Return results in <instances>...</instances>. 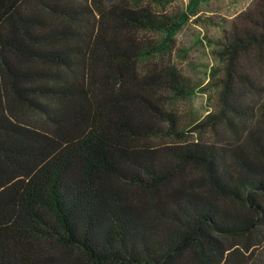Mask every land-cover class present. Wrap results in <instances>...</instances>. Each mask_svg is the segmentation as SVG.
Here are the masks:
<instances>
[{
	"label": "trees",
	"instance_id": "trees-1",
	"mask_svg": "<svg viewBox=\"0 0 264 264\" xmlns=\"http://www.w3.org/2000/svg\"><path fill=\"white\" fill-rule=\"evenodd\" d=\"M139 1L0 0V264H242L233 241L263 247L264 102L241 93L264 99V0L219 41V109L191 128L226 144L186 142L159 93L196 91L162 61L188 15Z\"/></svg>",
	"mask_w": 264,
	"mask_h": 264
},
{
	"label": "rangeland",
	"instance_id": "rangeland-1",
	"mask_svg": "<svg viewBox=\"0 0 264 264\" xmlns=\"http://www.w3.org/2000/svg\"><path fill=\"white\" fill-rule=\"evenodd\" d=\"M255 0H201L195 12L189 9L190 0H140L142 4H148L159 14L169 16L186 14L188 19L182 29L175 36L170 55L162 58L164 63L173 64L184 79L189 80L196 87L193 95L187 98H172L167 92H159L163 97V102L169 110L175 112L185 126L188 133L186 142L203 143H223L226 144L230 138L224 132L226 130L220 127L218 134L211 129L191 132V128L196 123L205 119L211 113H217L219 109L218 95L212 82V74L215 69L220 67V62L216 58L218 43L229 31L233 20L242 12L248 10ZM147 35V34H146ZM144 35V36H146ZM147 37V36H146ZM153 40H158L157 36H148ZM148 63H151L148 62ZM148 64L143 63L146 68ZM259 73V70L256 71ZM255 73V77L256 74ZM260 74V73H259ZM264 81V74L262 76ZM264 99L254 91L245 89L241 93V104L244 107L251 108L259 113ZM245 134V133H244ZM236 137L231 139L230 143H239L243 139ZM239 138V139H238ZM238 139V140H237ZM174 139L156 138L151 141L153 147H160L165 144L176 143ZM229 143V144H230ZM199 171L188 172L187 178L199 177ZM202 193L209 196L206 188H201ZM220 203L228 205L236 211L247 212L245 204L231 203L222 201ZM263 206H264V202ZM251 236V241L256 243L261 241L262 248H255L250 252H245L243 239L233 241L240 249L236 253L242 256L241 263H248L250 260L259 259L264 261V224L256 226ZM252 252V253H251ZM66 257L77 262L78 255L75 253H64Z\"/></svg>",
	"mask_w": 264,
	"mask_h": 264
}]
</instances>
